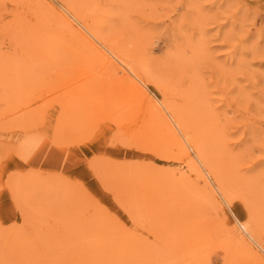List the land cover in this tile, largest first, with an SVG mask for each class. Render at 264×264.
Segmentation results:
<instances>
[{"label":"rangeland","instance_id":"374dc122","mask_svg":"<svg viewBox=\"0 0 264 264\" xmlns=\"http://www.w3.org/2000/svg\"><path fill=\"white\" fill-rule=\"evenodd\" d=\"M0 264H264V0H0Z\"/></svg>","mask_w":264,"mask_h":264},{"label":"bare ground","instance_id":"6f19581e","mask_svg":"<svg viewBox=\"0 0 264 264\" xmlns=\"http://www.w3.org/2000/svg\"><path fill=\"white\" fill-rule=\"evenodd\" d=\"M70 5H72V4H70ZM65 10L67 11V12H69L70 13V15H72L74 18H75V16H74V14H72V10H71V7H67V8H65ZM72 17V18H73ZM68 28H70V30H73L74 29V27H73V25H69V27ZM98 41H99V39H98V37L97 36H95V35H93ZM94 38V39H95ZM87 48H88V46H87ZM106 49L110 52V53H112L114 56H117L114 52H113V50H112V48H109V47H106ZM115 51H117V50H115ZM132 71V70H131ZM135 77H136V79L144 86V87H146L147 88V83H146V81H144L139 75H136L135 74ZM160 102V104H161V106H162V108L164 109V111L165 112H167L168 114H169V116H170V118H171V120H172V123H173V125H174V127L176 128V129H178L179 130V132H181L182 134L184 133V134H186V129H185V127H184V124H183V122L184 121H182L181 120V118L182 117H180L177 113H175V110L172 108V107H170L169 106V104H168V102L166 103L164 100H160L159 101ZM187 125V124H186ZM189 128V127H188ZM187 128V129H188ZM190 136V135H189ZM193 139V138H192ZM185 141L188 143V145H189V140L186 138L185 139ZM192 141H194V140H192ZM179 142V141H178ZM190 142H191V140H190ZM179 144H181V143H179ZM197 146V145H196ZM199 146V145H198ZM198 146L197 147H195V149H196V151H195V158H196V161H199L200 163H202V164H204V165H206V166H208L207 168L210 170V172H212V168L210 169V164L208 165V160H206V158L204 157L205 155L204 154H202L201 153V150L198 148ZM182 151H184V150H182ZM203 152V151H202ZM204 155V156H203ZM194 158V159H195ZM192 158H190L188 161H189V163H188V161H187V163H188V166L190 167L191 166V168H192V170L193 171H195V172H197V166H196V164H195V161L192 159ZM199 163V164H200ZM188 167V168H189ZM199 173V172H198ZM222 180V179H221ZM224 182V181H223ZM222 183V182H221ZM220 183V184H221ZM224 184V183H223ZM222 185V184H221ZM221 187V186H220ZM222 187H223V185H222ZM223 190V189H222ZM226 192V191H225ZM229 193V192H228ZM227 193V194H228ZM226 194V195H227ZM230 194H228V196H229ZM225 196V195H224ZM228 196H226V197H228ZM231 198V197H230ZM229 198V199H230ZM228 199V198H227ZM228 199V200H229ZM229 208V207H228ZM243 227H244V225H242ZM252 228V227H251ZM252 232V231H251ZM157 236V235H156ZM238 241V240H237ZM230 245V244H229ZM228 246V245H227ZM247 246V245H246ZM224 249V248H223ZM254 249V248H253ZM246 254V253H245ZM250 257V256H249ZM210 263V262H209Z\"/></svg>","mask_w":264,"mask_h":264}]
</instances>
